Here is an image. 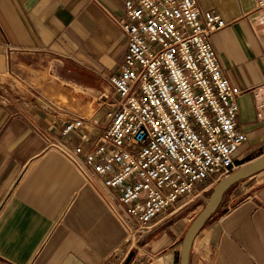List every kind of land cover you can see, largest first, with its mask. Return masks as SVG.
<instances>
[{
	"label": "crops",
	"instance_id": "obj_1",
	"mask_svg": "<svg viewBox=\"0 0 264 264\" xmlns=\"http://www.w3.org/2000/svg\"><path fill=\"white\" fill-rule=\"evenodd\" d=\"M197 5L227 22L210 42L221 71L242 90L236 121L247 134L245 163L264 154V15L255 0ZM122 14L123 0H0V264H122L130 250L127 264H178L196 214H160L131 247L115 191L96 177L95 186L86 182L39 133L72 146L87 132L85 151L104 129L105 112L59 106L25 78L38 56L68 58L103 77L117 73L126 38L110 16ZM60 108L100 123L88 132L85 121L62 135ZM189 264H264V170L225 190L193 239Z\"/></svg>",
	"mask_w": 264,
	"mask_h": 264
},
{
	"label": "built area",
	"instance_id": "obj_2",
	"mask_svg": "<svg viewBox=\"0 0 264 264\" xmlns=\"http://www.w3.org/2000/svg\"><path fill=\"white\" fill-rule=\"evenodd\" d=\"M255 8L264 15V0ZM110 17L126 51L118 72L104 77L112 91L104 129L85 151L87 132L72 146L39 133L88 182L95 186L96 177L115 191L123 208L116 215L136 248L160 214L204 200L242 164L247 134L236 121L242 90L225 77L210 42L227 25L219 13H202L197 0H123V14ZM59 121L62 135L100 123L65 108Z\"/></svg>",
	"mask_w": 264,
	"mask_h": 264
},
{
	"label": "rangeland",
	"instance_id": "obj_3",
	"mask_svg": "<svg viewBox=\"0 0 264 264\" xmlns=\"http://www.w3.org/2000/svg\"><path fill=\"white\" fill-rule=\"evenodd\" d=\"M32 64L36 65L37 70L26 73V80L59 106L85 114H90L96 107H99L98 110L102 113L108 108L112 91L103 76L94 74L78 62L64 57L38 56L33 59ZM102 101L104 103H101ZM244 154L242 151V162L247 159ZM210 190L211 187L204 200H196L170 215L175 218H189L197 214L207 200Z\"/></svg>",
	"mask_w": 264,
	"mask_h": 264
},
{
	"label": "water",
	"instance_id": "obj_4",
	"mask_svg": "<svg viewBox=\"0 0 264 264\" xmlns=\"http://www.w3.org/2000/svg\"><path fill=\"white\" fill-rule=\"evenodd\" d=\"M261 170H264V154L242 163L237 169L213 184L203 207L193 217L183 233L178 253V264H189V253L193 239L207 220L217 210L225 190L236 182L254 175ZM133 253L134 251L130 250L124 258L122 264H127L133 256Z\"/></svg>",
	"mask_w": 264,
	"mask_h": 264
}]
</instances>
